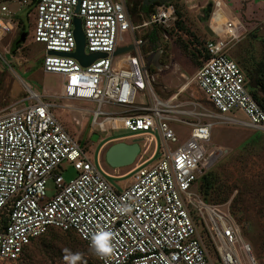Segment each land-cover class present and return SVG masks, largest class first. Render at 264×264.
Wrapping results in <instances>:
<instances>
[{
	"label": "built area",
	"instance_id": "1",
	"mask_svg": "<svg viewBox=\"0 0 264 264\" xmlns=\"http://www.w3.org/2000/svg\"><path fill=\"white\" fill-rule=\"evenodd\" d=\"M6 1L0 0V42L16 29ZM18 1L36 9L33 40L44 46L43 72L60 76L62 98L95 104L89 112L92 127L100 133L127 129L135 133L129 139L137 140L140 151L127 173L108 174L54 117L46 96L26 87L29 94L19 106L0 116V260H18L34 241L57 230L75 234L95 264H214L211 252L216 264H243L241 254L247 264H256L228 207L207 205L196 188L204 173L212 119L237 122L230 114L240 111L245 125L264 132V110L225 55L240 39L237 21L225 4L209 0L206 24L213 36L205 33L208 39L193 78L216 111L211 114L200 103L182 98L187 85L166 100L159 98L145 70L153 53L151 48L144 51L148 37L176 21L170 3L159 4L133 26L127 0ZM75 17L81 20L84 53L106 54L86 67L72 57L48 55L76 50ZM144 30L149 31L145 39H137L134 34ZM129 45L132 51L114 56ZM106 106L119 110L109 112ZM176 126L189 128V133L172 150L179 141ZM140 138L145 140L142 146ZM64 163L76 172L74 179L62 178ZM126 176L132 182L119 190L106 178ZM101 232L111 234L110 251L103 254L92 246Z\"/></svg>",
	"mask_w": 264,
	"mask_h": 264
},
{
	"label": "rangeland",
	"instance_id": "2",
	"mask_svg": "<svg viewBox=\"0 0 264 264\" xmlns=\"http://www.w3.org/2000/svg\"><path fill=\"white\" fill-rule=\"evenodd\" d=\"M252 1L224 0L227 9L236 18H240L239 13L242 12L243 4L247 3L248 11ZM127 3L132 24L137 26L141 22L135 21L129 11L131 0H127ZM5 4L15 19L18 17L22 20L26 31H21L20 21L14 19L16 29L0 42V55L4 59V61L0 59V116L14 106H19L16 104L29 94L27 87L31 91L46 96V101L53 104L54 117L69 135L79 142L93 162L97 161L96 158L99 159L100 167L110 175L119 176L127 173L134 164L120 169L110 168L105 163V152L112 144L119 142L112 141L113 139L123 138L124 142L131 143L134 140L129 137L135 133L127 129L100 133L97 127H92L89 114L96 108L95 104L68 101L62 98V80L58 75L43 72L41 62L44 46L33 40L36 27L35 7L22 5L18 0H7ZM170 4L175 9L176 21L171 28L158 34L160 64L163 65L159 69L151 68L153 90L159 98L166 100L180 87L187 85L182 98L194 100L200 103L208 113L214 114L216 111L203 97L193 80L203 57L202 43L208 39L203 27L208 20L204 18L206 15L204 10L210 2L179 0L172 1ZM254 6L255 15L261 19L262 26L258 25L248 34L242 31L244 41L241 40L225 50L226 57L237 65L244 78L245 69H252L259 63H264V0L254 3ZM246 12H244L245 16L249 18L250 14ZM22 32H27L26 40L23 44H17ZM147 32L149 31L144 30L134 35L137 39L144 40ZM128 38V35H125L127 42H129ZM165 66L168 68H164ZM245 87L247 89L246 85ZM249 91L253 89L249 88ZM104 110L112 112L119 109L106 106ZM230 116H235L237 122L220 118L212 119L214 127L210 143L207 145L208 155L203 176L212 175L216 182V191L209 195L207 202L203 200L199 190L198 193L207 205L216 206L220 210H226L228 207L239 227L242 241L251 248L255 263L264 264V132L255 131L245 125L247 119L240 111L232 112ZM173 129L179 141L171 146L172 150L184 142L189 133V128L184 126H176ZM152 135L159 141L157 133L154 132ZM140 139L142 141H139V144L142 146L145 140ZM61 168L60 173L65 181L76 177V172L68 164L64 163ZM106 178L117 190L132 182V176ZM47 192L48 195L52 194L51 185L48 186ZM51 232L54 237L37 239L18 260H0V264L94 263L85 246L75 248L73 245H68L71 241L63 232L57 230ZM76 254H79L77 259H70ZM211 257L216 264L212 252ZM240 258L243 264H247L242 254Z\"/></svg>",
	"mask_w": 264,
	"mask_h": 264
},
{
	"label": "water",
	"instance_id": "3",
	"mask_svg": "<svg viewBox=\"0 0 264 264\" xmlns=\"http://www.w3.org/2000/svg\"><path fill=\"white\" fill-rule=\"evenodd\" d=\"M173 0H144L143 2V7H147L149 5H152L154 3H159V4H167L172 2ZM179 1V0H176ZM78 9H76V12ZM210 10L207 12V18L209 15ZM73 26H74V38L76 42V50L71 53V54H65V53H57L53 51H49L48 55H59V56H64V57H72L74 58L80 65L83 67H86L93 63L96 59L106 57V54L104 53H90L86 55L84 53V46H85V38H84V33L82 31L81 27V20L77 17L74 18L73 20ZM203 30L205 33L209 36L212 37L213 33L207 26V24H204ZM26 33L23 32L20 34L17 44H23L26 40ZM152 50L155 49V46L150 47ZM133 45H129L127 47L123 48H118L114 56H118L124 53H127L129 51H132ZM161 66L160 64V53L159 52H153L146 58V65H145V70L147 72H150L151 68L154 69H159ZM140 148L139 145L137 144V140H134L131 143H126L123 141L116 142L112 144L107 151L105 152V163L113 169H120V168H125L129 167L134 164L136 158L138 157Z\"/></svg>",
	"mask_w": 264,
	"mask_h": 264
},
{
	"label": "trees",
	"instance_id": "4",
	"mask_svg": "<svg viewBox=\"0 0 264 264\" xmlns=\"http://www.w3.org/2000/svg\"><path fill=\"white\" fill-rule=\"evenodd\" d=\"M131 3L132 4L129 5V11L133 15V17L135 18L134 20L138 21L139 23L149 13H151L156 6L159 5V3H154V4L149 5L147 7H143L142 0H131ZM204 12L207 15L208 10L206 9V10H204ZM239 15H240V18H242V16H243L242 12H240ZM16 19L18 21H20V23H19V25H21L20 30L26 31V28H24L22 25L23 24L22 20H19L18 17H16ZM16 19H15V21H16ZM205 19H207V16H205ZM178 23H177V25H178ZM25 33L27 34V32H25ZM155 36L156 35L154 33H152L148 37L149 38V44L155 40ZM149 50H150V47L144 48L145 52H148ZM161 65H163V64H161ZM245 85L247 86L248 91H249V88L253 89V91H249L250 95L253 97V99L256 101V103L264 110V63H259L258 65L254 66V68H252V69H249V68L245 69ZM199 179H200V183H199L197 191L199 190V192L203 196V200H205L207 202V201H209L208 200L209 195H211V193L216 191L215 179L212 177V175H205V176L202 175L201 177H199ZM198 180H197V184H198ZM196 188H197V185H196ZM214 194L217 195L216 193H214ZM51 231H53V230H50L47 234H45L44 236H42L40 238L54 237V234ZM63 233H64V235H67L71 241L68 243V245H73L75 248H77V246H81V245L85 246V244L75 234H73L71 232H63ZM88 252H89V254L92 258V262H93L94 258L91 255L89 250H88ZM92 264H95V263H92Z\"/></svg>",
	"mask_w": 264,
	"mask_h": 264
},
{
	"label": "crops",
	"instance_id": "5",
	"mask_svg": "<svg viewBox=\"0 0 264 264\" xmlns=\"http://www.w3.org/2000/svg\"><path fill=\"white\" fill-rule=\"evenodd\" d=\"M207 1L210 2L209 0H207ZM221 1L225 4L224 0H221ZM260 1L261 0H257V2H260ZM257 2H255V0H253L252 1V6H251V8L248 11H247V3L246 4H243V9H242V15L243 16H242V18H236L235 17V20L237 21V24H238V34H239V38H240L239 41H241L243 39V37H244V33L242 34V31H245L248 34L250 31L254 30V28L256 29L258 25L262 26L261 25V19H258L259 16L258 15H255V6H254V3H257ZM225 6H226V4H225ZM210 7H211V2L207 6L206 9L207 10H210ZM226 8H227V6H226ZM244 12L250 14L249 15V18L245 16V13ZM231 15H232V13H231ZM242 41H244V40H242ZM146 47H151V46L149 44V45L145 46L144 48H146ZM164 68H168V66H165Z\"/></svg>",
	"mask_w": 264,
	"mask_h": 264
},
{
	"label": "clouds",
	"instance_id": "6",
	"mask_svg": "<svg viewBox=\"0 0 264 264\" xmlns=\"http://www.w3.org/2000/svg\"><path fill=\"white\" fill-rule=\"evenodd\" d=\"M127 209H125L126 211ZM111 239V234L108 232H101L99 234H97L94 238H93V242H92V246L94 248H96V250L103 254L106 253V251H104L105 248H109V242ZM79 254H76L75 257H71L70 259H77Z\"/></svg>",
	"mask_w": 264,
	"mask_h": 264
},
{
	"label": "flooded vegetation",
	"instance_id": "7",
	"mask_svg": "<svg viewBox=\"0 0 264 264\" xmlns=\"http://www.w3.org/2000/svg\"><path fill=\"white\" fill-rule=\"evenodd\" d=\"M173 1H176V0H173ZM143 2H144V0H142V5H143ZM205 16H207V15H205ZM205 16H204V18H205ZM159 43L160 42H159V39H158V35H156L155 36V40L150 43V46H152V47L155 46V49H153V52H159V50H160L159 49L160 48V44Z\"/></svg>",
	"mask_w": 264,
	"mask_h": 264
},
{
	"label": "snow or ice",
	"instance_id": "8",
	"mask_svg": "<svg viewBox=\"0 0 264 264\" xmlns=\"http://www.w3.org/2000/svg\"><path fill=\"white\" fill-rule=\"evenodd\" d=\"M104 251L108 252V251H110V249L109 248H105Z\"/></svg>",
	"mask_w": 264,
	"mask_h": 264
},
{
	"label": "bare ground",
	"instance_id": "9",
	"mask_svg": "<svg viewBox=\"0 0 264 264\" xmlns=\"http://www.w3.org/2000/svg\"><path fill=\"white\" fill-rule=\"evenodd\" d=\"M26 86V85H25ZM27 89H29V88H27Z\"/></svg>",
	"mask_w": 264,
	"mask_h": 264
}]
</instances>
